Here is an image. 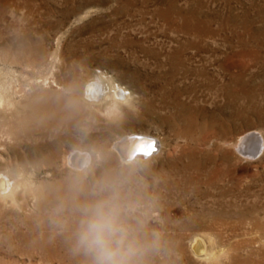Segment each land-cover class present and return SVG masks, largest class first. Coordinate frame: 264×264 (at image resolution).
Returning <instances> with one entry per match:
<instances>
[{"label": "rangeland", "instance_id": "obj_1", "mask_svg": "<svg viewBox=\"0 0 264 264\" xmlns=\"http://www.w3.org/2000/svg\"><path fill=\"white\" fill-rule=\"evenodd\" d=\"M0 16V48H2L5 53L17 54L18 59L20 58L19 63L14 65L15 68H11L16 70L17 73H15L16 76L14 77V83L16 85H23L28 89V92H25L26 95L23 94L24 97L17 96V99L22 98L21 100L26 102V104L22 103V106L25 105L24 108L21 106L23 114L30 103L32 105H29L28 109L37 113V116L39 117V120H37L39 123L43 124V120H46L45 115H43L44 108L47 103L56 102V98H58L52 95V100L48 99L49 101H47L44 97L43 91L46 90L47 92L48 90H53V94L55 93L56 95L59 92H64L66 85L76 87L80 90L88 78H90L92 74H97L98 72L108 75L111 78L112 83L119 84L130 93V100L122 103V114L117 118L110 119L103 113L92 108H88V110H91L88 112L91 115H95L94 118H89V121L91 123L90 125L96 126L97 129L102 128L108 122L112 123L114 127L117 126L116 130H113L111 134L108 135L111 139L110 143L113 142L115 138L121 136H132L146 133L157 139L159 143L158 145L162 150L161 155L152 160L141 159L132 162L131 165L126 163L121 164L119 162L116 163L117 161L110 165L107 161L108 164L106 166L108 170L112 172L116 170L114 176H120L126 181V190L129 198L133 202L135 215L144 222V233H148L149 239L151 238L150 232L153 230L160 234V242L157 247L159 250L156 249L152 254H149L147 257L148 262L150 261L149 264H158L159 262H162V258L163 261L169 260L168 264H188L189 261H197L192 255L191 250H189L190 238L197 232H206L214 236L219 245L218 249L228 251L225 242L226 238L214 234L209 230H203L187 225L183 228L181 227L180 230H175L178 224L185 223V220L190 213V205L195 200L192 198V200L184 203L177 195L172 198L165 194V189L162 186V181L168 179V177L175 180L178 176V168L187 161L185 159H179L181 158L179 153H173L174 148L177 145L176 135L167 125H162L158 120V117H163L169 114V111L165 109L163 97L159 93L164 92L161 88V85H164L167 88V94L170 95L169 99H172V94L174 93L173 88L175 85L177 86L176 90H178L179 93L181 92V100L191 106L194 114L196 113L195 118H197L200 124L202 123L201 125H203L202 131L196 127L193 129V134H197L194 136L196 137V141L200 140L203 132H206V130L209 131L211 135L213 134L212 136L218 138L223 134L224 126L228 125V127L231 126L233 132L229 138V141L231 142H233L239 135L243 136L253 132L261 133L264 137V0H0ZM76 18H78V20ZM246 20H248L249 23ZM252 21L254 23H252ZM257 29L259 30L257 31ZM184 39L186 40L184 41ZM88 43L89 45H87ZM241 43H243V46H241ZM150 44L152 46H150ZM208 44L210 45L209 47ZM141 46H147L146 48L151 47L150 49L153 50L156 48L155 51L159 52L160 50L161 52H159L158 57H153L145 53ZM141 50L143 51L141 52ZM259 50L260 52H258ZM172 52L175 54L176 52L180 53L177 55L180 57L182 64H179V71L174 77L176 82H174V84L166 85L161 79L166 81V79L173 78L170 67L171 65L169 66V64H171L169 56H172ZM221 52L222 54H225L226 52V54L222 55ZM137 55L139 57H135ZM225 57L228 58V60L226 59L225 61L226 67L218 69L220 58L225 60ZM254 57L257 58L255 59ZM159 61L160 63H158ZM161 62L163 65L160 66ZM164 63L167 66L164 65ZM204 66H206L208 73L212 75L215 83L217 81V85L218 83L224 85L226 82H230L232 80V73L233 75L240 74L242 77L243 103L245 105V111L247 112L249 109H252L249 110L247 114L245 112L242 120L240 119L239 121L234 118L229 122L228 112H232L233 109L227 107L226 98L221 95H218V97L216 93L212 91L209 92L210 90L202 88L205 77L195 76L192 72L195 71V69ZM139 68L140 70H138ZM243 75H245L244 78ZM66 95L73 96V92L69 90L66 92ZM261 95H263V97ZM38 100L40 102H38ZM79 102H84L81 96ZM40 104L43 106H40ZM25 108L26 110H23ZM258 109L260 110L258 111ZM207 112H209V114ZM82 113L84 114V112ZM128 113H130V115ZM248 117L250 120H253L249 121ZM239 122L240 124H238ZM205 123H207L206 126H204ZM71 130L72 131L70 132L75 140H79L80 135L73 131L74 128ZM219 141L220 140L217 139L212 141L214 142L213 149L215 152L220 148ZM179 143L180 145H185L183 140ZM76 144L77 143H67L66 146L63 147V160L66 161L67 158L68 161L70 153L79 146V144ZM228 148L231 149L232 147L228 146ZM87 151L91 154L93 153L92 156L94 162L92 161L91 164L93 165L92 171H94L89 177V182H92L99 177V171L104 164V160H102L95 151L91 150V148H88ZM261 158L264 162L263 154L255 160L243 159L241 163L243 167H248L251 172L261 163ZM63 160L59 162L62 167L64 165V167L67 168L68 175L70 168L69 161H66L67 164H64L65 162ZM172 162H174V166L178 165L177 168L173 165L169 167V164ZM37 167L28 168L29 173H25V181L22 180V183L24 184L22 185L24 187H32L34 185V187L39 186V195L41 194V197H45L46 191H44L39 184L40 180L45 178L47 175L45 173L49 170L41 165ZM166 167L169 168L167 169ZM127 168H129V170ZM31 170L35 171L32 172ZM25 182H29L30 184L28 185ZM154 185L156 186L154 187ZM156 190H161V193L165 195L155 197L154 191ZM41 191L43 194L40 193ZM155 202L162 203V206H155ZM175 224L176 226H174ZM146 230L147 232H145ZM178 244H181L182 250L178 247ZM7 252L12 254L13 257L5 256L3 264H48L45 261L30 260L28 255L16 252L9 246H7ZM195 263L198 264L197 262ZM65 264H82V261H72L68 259ZM199 264H204V262H199Z\"/></svg>", "mask_w": 264, "mask_h": 264}, {"label": "bare ground", "instance_id": "obj_2", "mask_svg": "<svg viewBox=\"0 0 264 264\" xmlns=\"http://www.w3.org/2000/svg\"><path fill=\"white\" fill-rule=\"evenodd\" d=\"M76 19L78 20V18ZM252 23L254 22L252 21ZM258 30L259 29H257V31ZM185 40L186 39H184V41ZM209 44H208V47L210 46ZM242 44L243 43H241V46H243ZM87 45H89V43ZM150 46L152 45L150 44ZM146 47H142L145 53L153 57L159 56V52H161L160 50L158 52V51H155L156 50L155 47H154L155 50L150 49L151 47L150 48H146ZM143 50H141V52ZM179 52H176V54L172 52L171 54L172 56H169L170 57L169 60L171 63L169 64V66L171 65L170 67H171V73L173 74V78L171 77L168 80L166 79V81H163V79H161L162 82H165L166 85L174 84V82H176L174 80V77L179 71V66H180L179 64H182L180 57L177 55ZM258 52H260V50ZM225 54L223 53L222 55H225ZM135 57H139V56L137 55ZM19 59H18L17 54H7L2 48H0V264H3V261H5V256L13 257L12 254L7 252V246H9L11 249H13L16 252H21L23 254L28 255L30 260L45 261L48 264H55V263L65 264V262L68 259L72 261H82L81 257L74 256L71 254L70 245L66 239V234L65 235L59 234L58 230L55 229L54 226L50 222L53 209L56 207V205L62 198L66 197V194H67V191H66L67 168H65L64 165H63L64 167L63 168L59 162L63 160L62 158H64V156L62 157L63 147L66 146L67 143L79 144V146H77L73 152L71 151L72 153H70V155L67 154L69 155L68 161H69L70 167H78L82 163L91 164L93 161V156H92L93 153L91 154L87 150L88 148H91V150L95 151L98 154V156L102 160H104V164L103 166L101 165L102 167L99 171V177L104 174L114 175V172L116 170L114 172L108 170V168L106 167L108 162L110 163V165L112 163L114 164L116 161H117L116 163L119 162L121 164L126 163V164L131 165L132 162L134 161L136 162L141 159H144V160L145 159L147 160L155 159L159 155H161L162 150L160 149L159 145H157L158 150L152 156H138L136 158H133L131 157V155L135 150H137V141L134 139L135 137L144 136V137H149L151 139H155V138L151 137V135L149 134L141 133V134H136L132 136L128 135V136H121V137L115 138L113 142H111L112 143L111 144L110 143L111 139L108 137V135L111 134L113 130H116L117 126L114 127L113 124L110 122L106 123L100 129H97L96 126L90 125L91 123L89 121V118H94L95 115L89 114L88 111H91V110H88V108L95 109L98 112L103 113L106 117L110 119H114L122 114V108H121L122 103L128 102L130 100L129 99L130 93H128V90H125V88H123L119 84L112 83L111 78L108 75L103 74L102 72H98L97 74H92L90 78H88V80L83 84L80 90L76 87H71V86L66 85L64 89L65 91L59 92L56 95L55 93L53 94L52 92L53 90H48L47 92L46 90L43 91L44 97L45 99H47V101H49L48 99L52 100L51 98L52 95L58 97L56 98V102H53V103L49 102L50 104L47 103L46 107L44 108L43 115H45L46 120L42 119L43 124L39 123L38 121L39 117L37 116V113H34L33 110L28 109L29 105H32V104L29 103L27 110L26 108L23 109V110H26L23 114L21 111V106L23 105L22 103L26 104V102H23V100H21L22 98L17 99V96H23V94L26 95L25 92L26 91L28 92V89L23 85H16L14 83L15 82L14 77L16 76L15 75L16 70L11 69L12 67H14L15 64L19 63ZM226 59L228 60V58L226 57H225V60L220 58L218 69H222L226 67V63H225ZM158 63H160V61ZM161 65H163L162 62L160 66ZM164 65L166 64L164 63ZM206 66L199 68V69H195V71L193 70L191 71H193L192 73L195 74V76L197 75V76L205 77V79L203 78L204 83H203L202 88L210 90L209 92L212 91L216 93L217 96L221 95L226 98L227 101L226 100L225 101L227 103V107L233 109L232 112H228L229 122L231 121V119H234V118L238 119L239 121L240 119L242 120L246 112L245 107H244L245 105L243 103L244 96H243V91H242V77L240 76V74L233 75L232 73L231 74L232 80L231 81L229 80L230 82L228 83L226 82V84L224 85H221L218 83L217 85L216 84L217 81L215 83V80L213 79L212 75L208 73ZM138 70H140V68ZM244 76L245 75H243V78ZM256 79H253V80H256ZM161 88H162V91L164 90V92L161 91L162 93H159V94L162 95L163 101L165 103V109L169 111V114L163 117H158V120L161 122L162 125H167L171 129V131L176 135L177 145L175 146L173 153H176V152L179 153L181 155V158L179 159H182V160L185 159L187 161L186 163H183L181 167L178 168L177 178L175 180L172 179L171 177H168V179H164L162 181L163 182L162 186L165 189V194L172 198L173 196L177 195L179 196L180 200H182L184 203L192 200V198L193 200H195L190 205V211H189L190 213L188 217L186 218L185 223L178 224L177 226L175 224L174 225L176 226L175 230H180V228L181 227L183 228L185 225L203 229V230H209L213 232L214 234H217V235H220L226 238L225 242H226V246L228 247V251L223 250V249L219 250L218 249L219 245L217 244L216 238L214 236L206 232H197L193 234L192 237L190 238V245H189L190 246L189 250H191L192 255L196 258L197 261H189L188 264H196L195 262H197L198 264L199 262L200 263L204 262V264H264V162H263V159L261 158L262 159L261 163L257 165V168L251 172L248 167L247 168L243 167L241 163L243 159L245 160L254 159L255 160L264 154L263 135L258 132L249 133L243 136L239 135L236 139H234L233 142H231L229 141V138L231 136V133L233 132H232L231 126L228 127L229 125L227 124L228 126H224L223 134H221L218 138L217 137L215 138L214 136H212L213 134L211 135V133L206 130V132L205 131L203 132L200 140L196 141L195 140L196 137L194 136L197 134L195 135L193 134V129L196 127L200 131L203 130V125H201L202 123L200 124L199 120L195 118L196 113L194 114L190 105L186 104L185 101L183 102L181 100L180 98L181 92L179 93L178 90H176L177 89L176 85L173 88L174 93L172 94L173 95L172 99H169L170 95H168L166 92L167 88L164 85H161ZM69 90L73 92V96L66 95V92ZM80 96L84 100V102L82 103L79 102ZM261 96L263 97V95ZM38 102L40 101L38 100ZM24 106L22 107L24 108ZM40 106H43V105L40 104ZM249 110H252V109H249ZM259 110L260 109H258V111ZM82 112H84V114ZM207 113L209 114V112ZM128 114L130 115V113ZM252 120H250L249 118V121H252ZM206 124L207 123H205L204 126H206ZM238 124H240V122ZM70 128L71 129L74 128L73 131L76 132L78 135H80L79 140L77 141L75 140V138L72 136V133L70 132L72 131ZM216 139L220 140L219 141L220 148H218L217 151L215 152L213 149L214 142L212 141H215ZM181 140L185 142V145H180L179 142ZM198 145L202 147H199ZM228 146L232 148L229 149ZM63 161L65 162L64 164H67L68 162L67 158H66L67 162L65 160ZM173 163L174 162L169 164V167H171ZM39 165L49 170L45 173L47 175L45 176L44 179L40 180V184H39L40 187H42L43 190L46 191L45 197L44 196L41 197V194L39 195V186L34 187L35 186L34 185L32 187H24L23 186L24 184L22 183V180L25 181L24 179L25 173H29L28 168L37 167ZM177 166H174V167L177 168ZM127 169L129 170V168ZM93 171H92V174H93ZM26 184L29 185L30 183L28 182ZM155 186L156 185H154V187ZM161 190L154 191L155 197H161L163 195L161 193ZM42 191L40 193L43 194ZM155 206L161 207L162 203L160 202L156 203ZM145 232H147V230ZM144 235L148 238V233H144ZM178 247L182 250L181 244H178ZM168 261H163V258H162V262H159L158 264H168Z\"/></svg>", "mask_w": 264, "mask_h": 264}, {"label": "clouds", "instance_id": "obj_3", "mask_svg": "<svg viewBox=\"0 0 264 264\" xmlns=\"http://www.w3.org/2000/svg\"><path fill=\"white\" fill-rule=\"evenodd\" d=\"M92 169L90 163L69 168L67 194L53 209L51 224L66 234L70 252L82 264H149L160 234L144 235L124 179L104 174L89 182Z\"/></svg>", "mask_w": 264, "mask_h": 264}, {"label": "snow or ice", "instance_id": "obj_4", "mask_svg": "<svg viewBox=\"0 0 264 264\" xmlns=\"http://www.w3.org/2000/svg\"><path fill=\"white\" fill-rule=\"evenodd\" d=\"M137 141V151L145 156H152L156 150V141L144 136H137L134 138Z\"/></svg>", "mask_w": 264, "mask_h": 264}, {"label": "water", "instance_id": "obj_5", "mask_svg": "<svg viewBox=\"0 0 264 264\" xmlns=\"http://www.w3.org/2000/svg\"><path fill=\"white\" fill-rule=\"evenodd\" d=\"M153 140H155L156 141V147H157V150H158V141H157V139H153ZM156 150V151H157ZM138 156H145V155H142V154H140L137 150H135L133 153H132V155H131V157H133V158H136V157H138Z\"/></svg>", "mask_w": 264, "mask_h": 264}]
</instances>
